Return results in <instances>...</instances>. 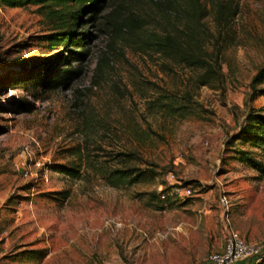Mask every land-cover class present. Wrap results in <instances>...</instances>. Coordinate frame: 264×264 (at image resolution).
Listing matches in <instances>:
<instances>
[{"label":"rangeland","instance_id":"374dc122","mask_svg":"<svg viewBox=\"0 0 264 264\" xmlns=\"http://www.w3.org/2000/svg\"><path fill=\"white\" fill-rule=\"evenodd\" d=\"M196 1L104 0L59 88L39 78L69 54L56 30L35 5H0V264H210L231 228L264 236V175L241 160L263 159L248 116L264 113V0H199L197 36L221 70L202 86L204 68L145 44L185 27ZM109 14L134 30L113 33ZM167 98L172 110L152 108ZM123 165L141 180L107 184L100 166ZM173 184L192 194L163 200Z\"/></svg>","mask_w":264,"mask_h":264},{"label":"trees","instance_id":"16d2710c","mask_svg":"<svg viewBox=\"0 0 264 264\" xmlns=\"http://www.w3.org/2000/svg\"><path fill=\"white\" fill-rule=\"evenodd\" d=\"M104 0H0V5L3 7H28L30 5L37 6V12L43 19L53 26L55 33L50 35L52 44L65 43L66 51L61 53L58 61H51L47 65L48 73L39 75L43 84L50 88H59L67 86L71 80L77 75L80 70L72 67L68 60L63 67H59V62L72 58L75 61L83 60L86 54L85 45L89 36L87 29L81 30L86 22L85 15L89 14L90 19H94L97 13L102 8ZM200 1H196L195 9L189 11L188 22L185 27H177L174 33L166 35H154L145 40V44L150 46L156 52H160L166 56L174 58L177 63L188 67H202L205 69L198 79V86L207 85L214 79L219 78L221 70L215 67V64L208 57V53L203 46V42L197 36L199 25H203L202 7ZM109 24L112 26L113 33H122L124 29L133 31L135 24L134 18H129L124 21L118 20L113 15L109 14ZM221 15V19H222ZM113 19V20H112ZM138 22V21H136ZM224 25V24H223ZM81 48V49H78ZM66 55V56H65ZM66 59V60H67ZM264 81V67L261 68L255 75L252 82L253 91H257V84ZM264 91V89H260ZM172 98L167 100L156 99L151 101L153 109L160 111L161 106L167 110L173 109ZM31 110V107L27 108ZM249 122H254L256 125L255 131L252 132V138L263 150V159H257L249 151L241 153V160L250 163L256 168L261 175H264V113L256 112L248 116ZM125 160H140L141 155L138 151L123 153ZM105 168V167H104ZM61 172L67 173L72 177H79L80 171L74 167H63ZM107 184L114 187L131 186L139 182L143 176V172L138 171L135 167L118 166L101 169ZM243 264V263H241Z\"/></svg>","mask_w":264,"mask_h":264},{"label":"built area","instance_id":"2783aa9c","mask_svg":"<svg viewBox=\"0 0 264 264\" xmlns=\"http://www.w3.org/2000/svg\"><path fill=\"white\" fill-rule=\"evenodd\" d=\"M192 194V187L173 184L169 189L162 190L160 197L165 200ZM264 259V236L256 241L246 240L239 231L231 228L228 231L222 251L214 252L209 257L210 264H256Z\"/></svg>","mask_w":264,"mask_h":264}]
</instances>
